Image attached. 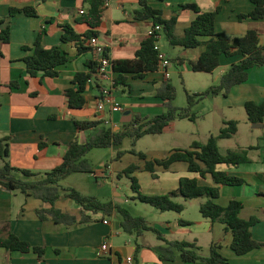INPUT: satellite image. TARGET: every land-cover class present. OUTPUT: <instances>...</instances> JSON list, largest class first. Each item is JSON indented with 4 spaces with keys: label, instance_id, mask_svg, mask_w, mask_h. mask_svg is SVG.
Returning <instances> with one entry per match:
<instances>
[{
    "label": "crops",
    "instance_id": "1",
    "mask_svg": "<svg viewBox=\"0 0 264 264\" xmlns=\"http://www.w3.org/2000/svg\"><path fill=\"white\" fill-rule=\"evenodd\" d=\"M147 4L160 10L164 19L177 18L175 25L177 37L182 36L183 31L195 18L194 12L183 10L180 6L195 4L202 12L218 9L215 20L216 32L224 34L229 41L243 36L249 29H254L258 33L259 44L264 45V20L238 19L239 15L248 14L253 9L250 0H147ZM25 8H33L36 16L10 13L11 9ZM138 8L137 0H110L109 6L103 8L101 23L96 29L98 32L96 38L107 49L111 60L133 59L142 41L148 37L147 34L152 29L150 22L133 19V12ZM83 9L82 0H0V32L7 27L9 29V42L3 43L0 40V140L6 139L4 144L7 145V157L3 160L0 156V167L7 162L13 168L28 170L41 177L62 164L71 142L82 144L100 128H110L115 132L121 130L124 123L131 122L135 117L150 119L154 112L162 114L165 108L162 100L156 95V89L161 83L170 80L169 69L178 66L184 73L192 72L189 63L197 60L205 50L204 43L207 39L202 38V44L195 49L173 47L169 44L174 53L170 55L167 51H161L160 35L158 47L169 58L171 64L168 79L164 78L163 71L159 69L145 74L142 78L127 75L129 88L113 89L111 92L121 110L112 112L109 106H106L104 111L100 112L97 110L100 99L97 86L103 83L94 75L86 84L83 93L85 105L81 109H71L65 92L77 88L73 81L74 76L80 72L87 73L86 63L95 58L92 51L78 53L74 43L60 44L61 25H70L83 38V34L89 29L79 22L81 17L79 11ZM39 36L43 48L60 45L61 50L68 56L69 61L57 68L56 77H44L41 73L29 76L26 72L23 59L31 52L24 51V48H32ZM240 60V56H222L219 59V66L206 74L215 76L214 81H219L230 66ZM260 70H264V66L251 69L248 80L233 87L227 96L213 97L210 114L217 133L223 127L224 121L238 123V130L232 138L218 141L221 154L255 147L248 151L250 162L247 164L250 167L247 169H244L247 164L237 168L217 167L218 170L242 179L245 184L236 187L220 186L219 197L214 202L225 207L231 200L240 201L243 208L239 217L246 221L252 217L257 218L258 222L251 228V236L257 243L264 244V180L261 179V176H264V137L256 144L252 140L255 138V129H264V124L262 127L254 128L247 121L246 114L238 117L226 116V112L244 110L246 102L256 104L264 102V71ZM74 120L101 124L95 129L79 132ZM178 121L182 120L171 122L164 131L169 129L172 134H176ZM241 127L245 128L251 139L243 144L239 141L232 143L239 135ZM194 136L193 133L190 134L187 148L180 146L179 138H175L171 146L162 148L158 158H147L163 159L173 150L188 149L193 142H197ZM109 149L112 159L115 151L113 148ZM126 155L125 153L118 161L99 162L95 164V168L92 165V174L68 176L64 179L67 187L84 196L95 197L102 202H113L126 208V205L137 200L134 199L133 192L129 195L128 192L122 191V176L117 175L130 165L138 167L133 174L136 179L139 174L146 172L142 161L132 154L136 160L126 159ZM155 171L157 178L151 177L154 180L151 188L155 192L151 195L143 194V188L138 182L141 194L165 195L178 188L181 178H194L199 186L214 185L211 176L201 178L198 174L189 173L183 162L174 163L168 170L156 168ZM75 175L81 176V184H75V181L70 183L71 176ZM59 185L66 188L62 182ZM77 185H81L82 191ZM174 201L183 205L181 213H161L156 210L158 215H154L153 221L147 220L145 216L140 217L157 229L164 239L194 244L201 257H208L210 247L217 244L219 253L229 264H264V247L243 256H237L231 250L232 236L230 232L225 231L224 225L211 222L200 215L199 206L206 201L205 199L185 201L177 197ZM47 208H49L47 204L32 195L18 191L10 192L0 187V229H6L1 236L10 232L31 247L44 250L43 260H40L33 252L26 254L8 252L0 247V264H128L127 258L132 259L131 264H203L184 262L179 255L171 261L161 260L159 248L164 247V242L149 232L138 237L125 234L120 228L116 214L104 217L100 213L86 212L90 222L81 224L80 207L64 194L56 200L54 208L73 217L75 219L73 225L57 224L49 218L41 220L38 211ZM189 210H196L197 215L194 213L193 216H189L187 214ZM179 220L188 224H179ZM105 243L108 250L101 252L100 247Z\"/></svg>",
    "mask_w": 264,
    "mask_h": 264
},
{
    "label": "trees",
    "instance_id": "2",
    "mask_svg": "<svg viewBox=\"0 0 264 264\" xmlns=\"http://www.w3.org/2000/svg\"><path fill=\"white\" fill-rule=\"evenodd\" d=\"M139 8L134 10L133 19L135 21L150 22L152 29L160 27L159 31H154L140 44L131 60H111L112 72L114 74L113 89H127V75L133 78H142L147 73H153L158 70L159 60L157 52L154 50L155 43L158 41L156 35L164 36L166 41L173 47L179 46L184 49H195L199 47L205 38V50L195 61L189 63V68L195 73H211L219 66L220 57L240 56L241 60L230 66L224 73L217 85L211 86L207 91L201 93H187V106L176 108L172 105L175 99V89L167 81L161 83L156 89V95L164 104L165 111L150 119H140L135 117L131 122L124 123L123 128L118 131H112L110 128H100L96 133L86 138L84 143L71 142L63 157V162L53 170L38 177L28 170L13 168L5 162L0 167V187L4 190L13 192L18 191L25 195H32L40 199L49 208L38 211L41 220L51 219L57 224L71 226L75 219L69 215L62 214L54 208L56 200L61 194L73 201L81 209V224L90 222L86 212L93 214H102L104 217L116 214L119 218L121 230L127 235L141 236L144 233H152L159 240L164 242V247L159 248V258L165 261L175 259L176 255L188 263L202 262L203 264H229L228 261L219 253V246L213 244L210 247L208 257H201L198 254L194 244L185 241H169L162 237L161 233L150 226L147 221L140 216H133L130 212L119 204L113 202H102L95 197L84 196L73 188L61 187L59 183L73 174H92L93 168L87 155L94 149L113 148L115 156L112 161H118L125 152L121 146L125 138L131 141L132 149L129 154L134 155L143 162V169L148 172L153 179L157 178L156 168L168 170L174 163L183 162L187 166L189 173L198 174L201 178L207 175L211 176L212 187L199 186L194 178H181L178 188L175 191L165 195L145 196L140 192L138 180L133 175L138 167L130 165L124 169L118 177L125 176L131 183V191L135 194L134 199L142 204H146L158 212L181 213L183 205L174 201L181 197L185 201L203 198L206 201L200 204L199 213L202 218L211 222H219L224 225L225 231L230 232L232 241L231 250L237 256H243L255 249L264 247V244L257 243L252 239L251 228L258 222L257 218L252 217L249 220H243L239 213L243 204L238 200H231L227 206L222 207L214 202L220 194V186L236 187L244 185V181L238 177L229 175L226 171L218 170V166L227 168H237L242 164L250 162L248 151L255 147H248L245 150L229 151L223 155L219 151L218 141L232 138L237 130L236 121H224L223 127L216 135H210L205 143L193 142L188 149H176L163 159L149 160L142 152H137L134 147L137 142L146 135H160L164 129L175 120H189L194 122L196 115L191 112V108L207 97L218 95L227 96L233 87L241 85L248 80L249 71L255 67L264 66V45L259 44L257 31L249 29L241 37H235L229 41L224 34L216 32L215 20L218 9L210 12H202L195 4H183L180 6L183 10L194 12L195 18L190 25L183 31L181 37L175 35L176 17L164 19L161 11L150 7L147 0H137ZM105 0H82L83 14L80 15L79 22L85 24L89 29L82 36L74 31L70 25H61L62 35L60 44L74 43L78 53L93 51L88 46V41L97 37L96 29L101 23L103 5ZM253 9L245 15H239L238 19H250L253 21L264 20V0H250ZM23 13L26 16H36L33 8L22 10L11 9L10 13ZM0 40L3 43L9 42L8 27L0 32ZM24 51L31 52L23 59L26 66V72L29 76H36L41 73L44 77L58 76L57 68L66 64L69 59L60 45L51 48H43L40 43V36L35 40L32 48H24ZM104 54L108 56L105 48ZM174 62V61H173ZM88 72H80L74 76V83L77 88L69 89L65 92L68 100V106L71 109H81L86 99L83 93L86 84L98 72V65L94 60L86 63ZM99 97L101 92L97 86ZM247 121L250 124H264V102L259 104L246 102L244 105ZM101 123L94 121H76L74 125L79 132H86L95 129ZM6 139L0 140V156L3 160L7 157ZM264 180V176H261ZM179 224H188L179 220ZM5 228L0 229V247L6 251H16L20 253L33 252L40 260H43L44 250L39 247H31L28 243L19 240L15 235L7 232L1 236ZM137 247H139L137 245Z\"/></svg>",
    "mask_w": 264,
    "mask_h": 264
},
{
    "label": "rangeland",
    "instance_id": "3",
    "mask_svg": "<svg viewBox=\"0 0 264 264\" xmlns=\"http://www.w3.org/2000/svg\"><path fill=\"white\" fill-rule=\"evenodd\" d=\"M128 5H130L128 3ZM127 5V6H128ZM160 45H161V51H167L170 55H174L172 53V48L170 47L169 43L166 41L164 36L160 39ZM170 80L168 81L175 89V99L172 101V105L176 108H184L187 106L186 101V92L187 93H201L207 91L211 86L217 85L219 81H214L215 76L212 77L210 74L206 73H195V72H183V70L178 66H172L170 69ZM264 71V70H260ZM212 99L213 97H207L201 102H199L197 105L193 106L191 108V112L196 115V120L194 122L188 121V120H182L177 122L176 127V134H172L171 130L166 129L162 134L160 135H146L142 137L137 144L135 145L134 149L137 152L144 153L147 157L155 158L160 156V151H162V148H168L171 146L172 142L175 140V138H179L180 146H183L187 148L188 142L190 140L189 136L190 134H194V140L200 143H205L210 135H216L217 131L215 126L213 125V117L210 114V110L212 109ZM159 112L152 113L150 118H153L157 115H160ZM244 115V110H234L226 112V116H240ZM255 138H252L253 141H255V144L257 142L261 141V137H264V129H255ZM251 139V137L248 136V132L245 130V128L241 127L239 135L234 138L232 143L235 142H246V140ZM132 149L131 141L129 138H125L123 141V144L121 146V150L124 151L127 155L125 156L126 159H132L136 160L135 157H133L131 154H129V151ZM115 151V150H114ZM116 152V151H115ZM111 150L109 148L107 149H94L92 150L88 155L87 159L91 163V165L94 166L95 164L99 162H111L110 158ZM248 164L244 166V169H247ZM70 183L75 181V184H81L80 180L82 179L81 176L75 175L71 176ZM122 184L121 188L123 192H128L129 195L132 194L131 191V183L128 178L125 176L121 177ZM140 186L143 188V194L145 195H151L153 192H155L154 189L151 188V185L154 184V180L151 178V176L143 172L138 175L137 178ZM69 181V180H67ZM77 181V182H76ZM62 184L67 187V183L65 180L61 181ZM60 182V183H61ZM79 190L82 191L81 185H77ZM78 192V191H77ZM126 209L130 212L133 216H145L147 220L153 221L154 215H158V212L151 208L150 206L146 204H142L138 201L134 203H129L126 205ZM154 213V214H153ZM194 213L197 215L196 210H189L187 214L189 216H193Z\"/></svg>",
    "mask_w": 264,
    "mask_h": 264
},
{
    "label": "built area",
    "instance_id": "4",
    "mask_svg": "<svg viewBox=\"0 0 264 264\" xmlns=\"http://www.w3.org/2000/svg\"><path fill=\"white\" fill-rule=\"evenodd\" d=\"M110 0H105L103 8H107L109 6ZM84 12L81 10L79 14L82 15ZM160 27L156 26L148 32V36H150L154 31H159ZM159 35H156V39L159 40ZM88 46L92 48V52L94 54L95 61L98 65V72L96 74L97 79L103 83V85H99V89L101 92L100 99L98 101L97 110L103 112L106 106H109L112 112H117L121 110L118 104L115 103L114 98L111 94L114 85V74L112 72L111 67V59L106 57L104 54L105 47L100 44L96 37L91 38L88 41ZM154 50L157 52V57L159 60L158 69L163 71V75L165 79L169 78L168 69L170 67L169 58L160 51L158 47V41L155 43ZM101 252H107L108 246L107 244H103L100 247ZM126 262L131 264L132 259L127 258Z\"/></svg>",
    "mask_w": 264,
    "mask_h": 264
},
{
    "label": "water",
    "instance_id": "5",
    "mask_svg": "<svg viewBox=\"0 0 264 264\" xmlns=\"http://www.w3.org/2000/svg\"><path fill=\"white\" fill-rule=\"evenodd\" d=\"M254 128L262 127V124H253Z\"/></svg>",
    "mask_w": 264,
    "mask_h": 264
}]
</instances>
